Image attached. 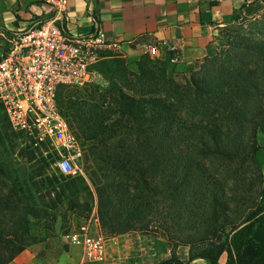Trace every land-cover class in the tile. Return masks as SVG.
Instances as JSON below:
<instances>
[{
	"label": "trees",
	"instance_id": "1",
	"mask_svg": "<svg viewBox=\"0 0 264 264\" xmlns=\"http://www.w3.org/2000/svg\"><path fill=\"white\" fill-rule=\"evenodd\" d=\"M229 52L206 56L185 82L148 54L138 56L133 70L127 57L106 52L95 67L109 81L106 87L58 88L61 112L75 134L92 143L88 156L96 171L90 180L103 231L149 232L156 223L173 244L171 255L156 264L198 258L220 264L224 253V264H264V175L258 157L264 37L237 34ZM14 134L4 110L0 142L12 141ZM250 170L254 175L246 182ZM41 175L33 167L0 164V264L35 242L32 222L53 229L63 198L64 220L69 213L87 218L92 212L94 194L85 179ZM178 218L188 224L183 236L172 229ZM181 244L190 247L188 260L176 252Z\"/></svg>",
	"mask_w": 264,
	"mask_h": 264
},
{
	"label": "crops",
	"instance_id": "2",
	"mask_svg": "<svg viewBox=\"0 0 264 264\" xmlns=\"http://www.w3.org/2000/svg\"><path fill=\"white\" fill-rule=\"evenodd\" d=\"M263 10L264 0H68L69 19L62 27L73 38L89 35L101 27L106 40L116 42V50L126 56L147 54L146 47L154 46L156 54L150 56L179 79L197 68L206 56L216 53V40L222 28ZM52 15L53 10L45 0H0V57L8 48L11 32L28 29ZM171 45L176 46V61L171 60ZM258 140L264 175L261 130ZM94 224L100 228L98 221ZM163 231L160 230V235L166 240V257H169L173 244ZM49 240L28 246L9 264H61L60 257L68 252L69 246H78L77 240H70L68 249L62 239ZM78 247L80 258L74 264H86ZM189 251L185 244L176 247L183 260L189 259ZM226 259L227 253L222 254L219 263L224 264ZM189 264L209 262L198 258Z\"/></svg>",
	"mask_w": 264,
	"mask_h": 264
},
{
	"label": "built area",
	"instance_id": "3",
	"mask_svg": "<svg viewBox=\"0 0 264 264\" xmlns=\"http://www.w3.org/2000/svg\"><path fill=\"white\" fill-rule=\"evenodd\" d=\"M52 8L53 15L40 23L22 31H14L7 38L8 48L0 57V103L11 125L27 135L35 143L53 145L59 154L57 167L64 174H74L82 170L77 163L81 154V140L72 130L68 119L61 112L57 95L60 76H68V81L94 80L95 72L91 60L80 61L73 58L74 50H86L87 44H108L116 50V42H108L104 30L84 35V43L68 46L62 43V25L67 23L68 0H45ZM33 42V49L20 52V45ZM172 61H176V46L171 45ZM148 55L156 54V47H146ZM175 53V54H174ZM68 241L77 240L82 249V262H106L119 249L118 234H109L93 225L91 218L78 230L65 234ZM117 249V250H116Z\"/></svg>",
	"mask_w": 264,
	"mask_h": 264
},
{
	"label": "rangeland",
	"instance_id": "4",
	"mask_svg": "<svg viewBox=\"0 0 264 264\" xmlns=\"http://www.w3.org/2000/svg\"><path fill=\"white\" fill-rule=\"evenodd\" d=\"M243 33L244 35H249L253 38L264 37V10L259 12V14L254 17H245L238 22L232 23L222 28L216 40V53H222L224 56L229 57L230 40L235 35ZM106 47L108 46H104L101 49L95 50L97 52H95L96 60L90 66L91 70L95 72V75L94 80L89 83L90 86L100 85L102 87H106L109 84V81L106 79V77L101 74V72L96 70V64L101 59L102 53L113 52L116 54L121 52ZM122 55L128 58L130 62V67L133 70H136V61L137 59H139V55ZM200 65L201 63L197 65V68L193 69L190 73L186 75H182L178 80L185 82L190 77L193 71L199 69ZM1 114H4V110L2 109V107L0 108V115ZM14 130L15 134L13 135L12 141L7 140L4 142H0L1 165L3 164L7 167H26L28 171H30L31 167H33V169H40V171L42 172V175L40 177L42 178L45 176L51 177L54 174L59 175L60 173H62L56 164L57 160L59 159V154L54 149L53 145L45 143H35L34 147L31 142V139L27 135L21 133L17 129ZM80 140L81 154L76 159L78 165L82 170H78V172L74 174H62L70 175L73 178H83L86 180L94 194L92 212L87 218L77 217L73 213H69L67 219L64 220L61 215V210L62 206L65 207L67 203V198H63L62 201L57 204V209L60 212L57 210L59 213V218L56 222L53 223V229H42L40 224H35L34 222H32V234L34 238H36L35 242H33L32 244L48 241L49 239H53L55 241L62 239L63 245L65 246V248H67L70 245L69 242L71 241L67 240L65 234L78 230V228L89 218H91V221L94 226L96 225L94 224V222L98 221L97 225L100 226V228L102 229L98 217V199L95 193V188L90 180L92 173L96 171L95 164L93 165L92 162L90 163L91 158L90 156H88L90 155L89 147H91L92 143L86 140ZM216 166L220 165L217 163L211 164L212 170L220 175L222 172H216ZM253 175L254 174L252 170L248 171L245 176V181L249 182ZM79 185L81 184L79 183ZM74 194L75 193L73 192V195ZM51 195L53 196V194ZM67 195L68 197H73L70 191L67 192ZM155 224L156 223H154V226H152V228H149V232L128 231L118 234V239L120 240V244L118 246L119 253L116 254L117 251H115V253H113V256L109 258V260L106 262H92L88 264H152V262H158L159 260L165 258L167 252L165 244L166 240L162 238V233L160 235V230L163 229L158 230L155 227ZM187 225L188 224L182 218H178L177 222H173L172 229L175 230L177 235L183 236L189 231ZM163 233L165 232L163 231ZM69 247L70 249L68 250V252H64V254H62L60 257L61 264H74L77 263L80 258V248L78 246L73 245H70ZM154 258H156V261H154Z\"/></svg>",
	"mask_w": 264,
	"mask_h": 264
},
{
	"label": "bare ground",
	"instance_id": "5",
	"mask_svg": "<svg viewBox=\"0 0 264 264\" xmlns=\"http://www.w3.org/2000/svg\"><path fill=\"white\" fill-rule=\"evenodd\" d=\"M61 40L63 44H66L68 46H77L78 44L84 43V36L73 38L66 32H61ZM104 46H107V44H87L86 50H74L73 58H77L80 61L91 60V55H95V50L101 49ZM28 49H33V42H24V45H20V52H28ZM60 83H67V86H83L87 84V79L68 81V76H60ZM12 127L16 129L15 125H12Z\"/></svg>",
	"mask_w": 264,
	"mask_h": 264
}]
</instances>
